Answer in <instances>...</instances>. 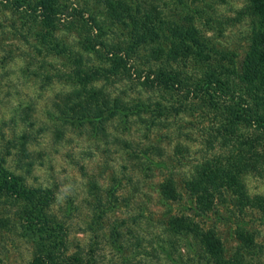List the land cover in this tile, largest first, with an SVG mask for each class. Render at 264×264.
<instances>
[{
  "label": "rangeland",
  "instance_id": "1",
  "mask_svg": "<svg viewBox=\"0 0 264 264\" xmlns=\"http://www.w3.org/2000/svg\"><path fill=\"white\" fill-rule=\"evenodd\" d=\"M59 1L65 22L58 26L59 38L82 55L87 67L102 64L109 68L106 57L100 59L86 52L83 39L87 36L94 41L100 39L105 44L104 52L107 48L125 52L128 29L116 28L106 19L105 9L91 1ZM138 2L148 11L155 9L161 22L170 25L180 22L196 28L208 44L210 59L196 67L181 68L186 76L180 77L187 86L182 92H170L144 86L149 65H155L146 60L149 52L126 51L130 56L123 68L115 71V77L97 82L95 87L123 99L131 107L146 101H150V106L144 110L139 106L132 108L139 116L129 117L125 126L128 130L108 123L107 133L96 135L89 127L61 123L57 106L71 89L66 79L70 65L62 56L45 54L35 43L33 18L28 19L23 12L15 13L0 0V165L22 176L28 187L49 188L53 192L50 210L66 229L69 253L94 256L95 264H195L192 255L181 250L178 243L167 241L162 228L165 209L156 191L157 184L166 175L181 184L206 159L220 156L225 160L241 154L250 171L243 176L248 194L264 198V146L255 137L260 135L259 131L239 126L233 133H227L225 112L205 98L198 100L202 96L194 88L202 77L201 71L212 72L227 83L229 95L238 94L239 98L243 95L251 104L263 102L256 109L264 115L263 88L246 91L249 94L239 92L244 86L239 78L240 68L251 33L258 28L261 17L252 11L250 0ZM74 10L81 11L83 17L72 18ZM90 12H96L93 17L101 25V31L92 33ZM92 35H98L99 39ZM172 66L175 70L179 68L175 63ZM216 95L224 101L228 99L221 92ZM154 104L169 108V112L163 116ZM247 137L254 142L242 144ZM140 150L153 163H161L167 169L152 166L145 170V165H141L144 159L136 158ZM92 183L98 187L95 197L90 191ZM97 197L110 212L91 231L89 225L95 218L92 205ZM11 201L0 198V217L3 216L0 264H32L33 243L17 224L20 206ZM116 223L121 225L123 251L113 248L106 236ZM220 227L226 238L227 226ZM258 229L260 234L255 243L263 247L264 225ZM258 255L263 257L264 249Z\"/></svg>",
  "mask_w": 264,
  "mask_h": 264
},
{
  "label": "trees",
  "instance_id": "2",
  "mask_svg": "<svg viewBox=\"0 0 264 264\" xmlns=\"http://www.w3.org/2000/svg\"><path fill=\"white\" fill-rule=\"evenodd\" d=\"M86 1L102 6L106 19H110L116 28L128 29L125 52H113L111 48L104 52L105 44L98 35L92 36L99 40L94 41L91 36L83 39L86 52L100 59L106 57V64L111 65L109 68L102 64L87 67L82 55L71 50L59 38L58 26L65 25L60 24L64 22V9L59 0H1L15 13L23 12L28 19L33 18L36 25L34 41L43 48L45 54L62 56L70 65L66 79L71 89L64 93L57 106V117L63 125L89 127L96 135H105L106 124L114 123L122 128L127 126L130 116H139L131 111L132 108H149L150 101L131 107L123 99L95 87L97 82L115 77V71L123 68L126 58L130 56L126 51L144 49L149 52L146 53V60L154 62L155 65H149L144 86L170 92H182V88L187 86L180 77L186 76L185 70L181 68L189 65L196 67L210 59L208 44L196 28L180 22L171 25L161 22L157 19L158 12L155 9L148 11L139 0ZM250 1L253 5L252 11L259 14L261 21L258 28L251 33L240 68L239 78L244 86L239 92L244 93L253 92V88L264 90V0ZM73 12L70 15L72 18L83 17L81 11ZM94 13L96 12L88 13L94 25L92 33L102 30L93 17ZM174 63L179 67L177 70L173 69ZM201 72L202 77L194 84L196 92L202 96L198 100L205 98L209 104H216L217 108L225 112L227 117L224 129L227 133H233L239 126L254 128L261 136L260 139L255 136L257 141L264 146V115L256 109L263 102L251 104L243 95L240 98L238 94L229 95L231 92L225 87L227 83L219 80L212 72ZM248 85L250 87L247 88ZM217 92L225 94L228 99L224 101L216 95ZM237 97L240 100H236ZM153 106L163 116L169 112V108L160 107L159 104ZM58 131L62 133L61 130ZM249 141L254 142L247 137L241 143L245 145ZM129 156L135 158L133 153ZM136 158L144 159L141 165H145V170H150L152 166L160 170L167 169L161 163H153L151 157L146 156L142 150L137 153ZM249 173V166L240 154L225 160L220 156L206 159L181 184L171 175L164 176L157 184L156 191L165 209L162 213V228L168 243L171 240L178 243L181 250L192 255L196 260L195 264H264V256L258 255L264 246L255 243L257 234H260L258 227L264 225V198L248 194L243 176ZM90 187L91 194L95 197L98 187L95 183ZM0 198L12 200L20 206L17 210V224L33 243L32 264H95L94 256L84 257L80 252H68L66 229L50 210L54 194L49 188L28 187L22 176L0 165ZM94 202L92 212L95 218L89 225L91 231H94L98 220H102L110 212L100 203L99 197ZM253 212L259 216L255 217ZM1 217L0 222L3 221ZM221 224L227 226V239L220 232ZM120 227L119 223L112 224L106 236L110 238L107 239L113 248L123 251Z\"/></svg>",
  "mask_w": 264,
  "mask_h": 264
}]
</instances>
